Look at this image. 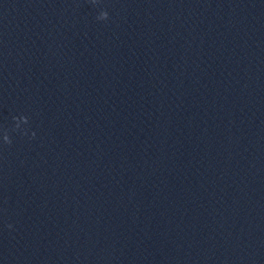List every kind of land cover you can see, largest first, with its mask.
Returning <instances> with one entry per match:
<instances>
[{
	"label": "water",
	"instance_id": "obj_1",
	"mask_svg": "<svg viewBox=\"0 0 264 264\" xmlns=\"http://www.w3.org/2000/svg\"><path fill=\"white\" fill-rule=\"evenodd\" d=\"M20 114L0 264H264V0H0Z\"/></svg>",
	"mask_w": 264,
	"mask_h": 264
},
{
	"label": "clouds",
	"instance_id": "obj_2",
	"mask_svg": "<svg viewBox=\"0 0 264 264\" xmlns=\"http://www.w3.org/2000/svg\"><path fill=\"white\" fill-rule=\"evenodd\" d=\"M90 2L93 5H96L99 3V0H90ZM109 19V14L107 10H101L98 15L96 16L97 21H107ZM13 125L11 129H4L3 130V136L0 138V151H3L5 147H10L13 144V139L9 135V132H19L21 136H27L30 140L36 138V132L29 130V128L24 127L25 125L29 124V117L20 114L12 117ZM0 211H5L6 209H0ZM6 227L9 230L13 229V225L11 223H8Z\"/></svg>",
	"mask_w": 264,
	"mask_h": 264
}]
</instances>
